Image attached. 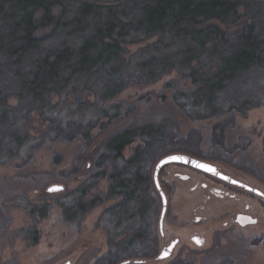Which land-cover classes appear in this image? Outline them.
Segmentation results:
<instances>
[{
    "label": "trees",
    "instance_id": "16d2710c",
    "mask_svg": "<svg viewBox=\"0 0 264 264\" xmlns=\"http://www.w3.org/2000/svg\"><path fill=\"white\" fill-rule=\"evenodd\" d=\"M172 73L177 80L164 89H173L182 120H219L211 136L223 148L224 127L264 94V0H0V167L24 148L30 159L45 142L79 144L74 172L88 178L73 204L61 206L65 218L95 208L99 200L88 192L106 179V199L119 200L108 213L117 226L135 223L119 242L109 238L108 253L95 264H142L156 255L149 218L157 207L152 170L159 159L220 161L202 153L196 130L182 134L174 119L149 118L142 98L118 100L125 89ZM60 107H69L66 121L47 116ZM61 161L55 155L52 163ZM48 209L29 205V215L42 219ZM8 219L0 210V264ZM27 233L36 243L35 228ZM139 245L147 252L136 253Z\"/></svg>",
    "mask_w": 264,
    "mask_h": 264
},
{
    "label": "rangeland",
    "instance_id": "374dc122",
    "mask_svg": "<svg viewBox=\"0 0 264 264\" xmlns=\"http://www.w3.org/2000/svg\"><path fill=\"white\" fill-rule=\"evenodd\" d=\"M172 80H177L173 73L151 85L127 88L118 100L132 103L142 98L139 105L146 108L149 118L174 119L181 125L182 134L196 130L202 136V153L220 159L201 161L262 195L230 186L195 169L176 164L164 166L158 176L166 198L162 230H159L162 201L155 189L153 198L157 207L149 221L156 237V255L142 259V264H264V94L258 106L235 115L224 127L222 148L216 144V137L211 136L212 126L219 120L192 123L182 120L172 101L173 89H164ZM15 103L9 101L13 106ZM68 108L50 110L47 116L66 121ZM89 116L92 117L91 113ZM36 125L32 122L29 129L35 137ZM45 143L32 148L35 149L28 154L30 159L24 155V148L17 159L0 167V210L9 217L8 232L5 231L2 240L1 264H95L108 253L109 238L119 242L128 236L135 223L117 226L116 219L108 213L119 200L106 199V179L99 180L88 192V196L98 198L99 204L80 218L66 219L61 206L73 204L76 190L88 178L83 170L74 172V152L79 144ZM137 143L124 151V158L131 155ZM55 155L60 156V165H53ZM54 185L62 186V191L49 193L48 188ZM43 203L49 208L44 218L29 215V205ZM33 228L38 234L36 243L32 234L27 233ZM194 237L199 245L193 242ZM174 240L177 244L171 256L158 261L160 251ZM143 247L139 245L133 250L143 254L147 252Z\"/></svg>",
    "mask_w": 264,
    "mask_h": 264
},
{
    "label": "water",
    "instance_id": "95a60500",
    "mask_svg": "<svg viewBox=\"0 0 264 264\" xmlns=\"http://www.w3.org/2000/svg\"><path fill=\"white\" fill-rule=\"evenodd\" d=\"M170 164H176V165H181V166L188 167L191 169H195V170L200 171L202 173H205L207 175L214 176V177H216V178H218V179H220V180H222L228 184L238 186L240 188H243L244 190L253 192L259 196L262 195L259 191L252 189V188L234 180L233 178L221 173L217 167H215V166H213L207 162H204V161H201V160H198V159H195V158H192L190 156L183 155V154H171V155L165 156L158 161V163L155 165L154 172H153L154 184H155L157 191L159 192V195H160L161 201H162V209H161V214H160V218H159V230L160 231L162 230L163 219H164L165 212H166V198H165V196H164V194H163V192L159 186L158 174H159V171L164 166L170 165ZM62 189H63L62 186L54 185V186H51L50 188H48L47 191L49 193H54V192H60V191H62ZM193 242L197 245L200 244L197 237L193 238ZM176 244H177V240L170 242L166 247H164L160 251V253L157 255L156 259L158 261H162V260L169 258L171 256L173 249L175 248Z\"/></svg>",
    "mask_w": 264,
    "mask_h": 264
},
{
    "label": "flooded vegetation",
    "instance_id": "af4514ba",
    "mask_svg": "<svg viewBox=\"0 0 264 264\" xmlns=\"http://www.w3.org/2000/svg\"><path fill=\"white\" fill-rule=\"evenodd\" d=\"M209 176H211V175H209ZM212 177H214V176H212ZM214 178H216V177H214ZM216 179H218V178H216ZM218 180H220V179H218ZM220 181H222V180H220ZM224 182V181H223ZM226 183V182H225ZM228 184V183H227ZM230 186H234V187H238V186H235V185H231V184H229ZM240 188V187H239Z\"/></svg>",
    "mask_w": 264,
    "mask_h": 264
}]
</instances>
